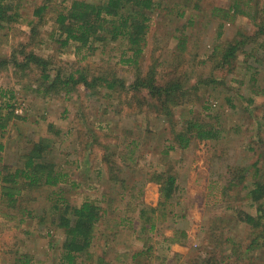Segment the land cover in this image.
I'll return each instance as SVG.
<instances>
[{
  "label": "rangeland",
  "instance_id": "374dc122",
  "mask_svg": "<svg viewBox=\"0 0 264 264\" xmlns=\"http://www.w3.org/2000/svg\"><path fill=\"white\" fill-rule=\"evenodd\" d=\"M16 1L17 9L13 6L10 12L16 14L0 29V55L10 58L0 70V112L9 117L0 136V264H60L64 234L51 207L62 198L75 205L89 199L101 207L91 257L79 264H264V248L249 250L238 263L229 262L250 237L251 229L238 225V209H254L243 198L245 188H223L227 177L239 172L245 173L242 185L247 186L260 154L263 162L257 166L264 171V60L255 63L259 70L252 89L257 95L250 94L255 102L246 101L243 53L233 70L213 67L209 60L217 42L239 31L252 34L251 19L232 12L224 19L222 13L212 15L214 7L227 9L233 0H156L141 68L152 63L159 77L184 72L190 83L196 77L217 78L213 88L201 85V97L193 106L200 109L207 96L216 97L211 99L214 109L221 104L231 114L227 126L235 129L221 140L193 139L187 148L163 152L172 143L169 128L155 118L147 126L144 114L134 113L136 108L128 106L123 95L104 87L91 94L81 83L70 92H45L38 67L20 68L11 59L21 61L32 51L48 60L51 76L58 69L69 73L79 68L115 73L128 82L134 68L123 61L131 53L126 41L94 42L93 52L82 49L77 55L73 46L57 42L56 15L70 0ZM39 5L42 11L34 14ZM179 37L185 42L182 50L177 49ZM238 85L239 97L234 92ZM240 100H245L246 113ZM123 136L124 141L136 137L131 159H122L116 151ZM34 144L42 145L47 162L67 171L63 182L30 185L22 175L15 177V184L8 182ZM169 172L176 176V189L164 200L159 184L147 179ZM11 188L14 202L3 194ZM227 237L232 242L225 241Z\"/></svg>",
  "mask_w": 264,
  "mask_h": 264
},
{
  "label": "trees",
  "instance_id": "16d2710c",
  "mask_svg": "<svg viewBox=\"0 0 264 264\" xmlns=\"http://www.w3.org/2000/svg\"><path fill=\"white\" fill-rule=\"evenodd\" d=\"M156 3V0H70L64 9L56 15L55 21L59 31L57 42L62 47L73 46L77 55L82 49H87L89 53L93 52L96 48L95 45L93 46L94 42L125 40L131 53L126 55L123 61L134 68L133 77L128 82L115 73H85L81 72L79 68L69 73H61L58 69L51 76L47 70L48 60L32 51L25 53L21 61L12 57V62L20 68H27L30 64L38 67L42 72L40 75L42 81L47 85L45 92L51 89L70 92L72 88L81 83L91 91V94L104 87L123 95L128 106L136 108V110H132L134 113L142 112L144 114L147 126L150 123V118H155L159 123H165L169 128L172 143L166 146L167 148L163 152H168L176 147L187 148L193 139L221 140L229 132L235 131L234 127L227 126L231 114L226 112L221 104L214 109L215 104L212 101L216 97L207 96L201 103L200 109L193 106L201 97L198 95L201 85L210 84L213 88L219 83L217 78L196 77L190 83L189 76L184 72L176 74L168 71L165 76L159 77L152 63L144 70L140 66L151 12ZM17 4L16 0H0V29L7 21L12 20L16 11L12 14L10 12L13 6L17 9ZM42 9L43 7L39 5L34 8L33 12L39 14ZM213 10L212 15L222 13L221 19L232 12L235 15L248 16L255 24L252 34L239 31L234 37L214 44L209 56L213 67L216 66L218 69L227 67L228 70H233L238 55L243 53L246 61H244L241 80L243 84L248 81L246 101H254L250 94L257 95V92L252 89L253 81L257 80L259 70L255 63L259 65L264 60V0L260 2L258 0H233L227 9L214 7ZM222 27L223 22L221 21L217 25L218 37L222 32ZM184 47V39L179 37L177 49L182 50ZM247 59L252 61L246 63ZM9 62L10 58L0 55V70L5 68ZM248 74L249 78L245 79ZM238 90L239 85L234 91L237 97L240 95ZM225 91H228V87ZM244 101L240 100V103L244 105ZM261 103L260 109L263 112L261 119L264 120V99L261 100ZM245 106L246 104L243 113H246ZM8 118L7 115L0 112V136L4 133ZM50 126L48 125V128ZM124 139L125 136L117 144L116 151L122 159H131L132 153L137 148L136 137H126L128 141H124ZM41 146L37 147V144H34L27 151L23 166L15 169L8 182L15 184V177L18 175H22L30 185L43 183L56 186L65 180L68 175L67 171L58 168L54 163L47 162L44 157L45 151L44 155L41 154L43 149ZM2 148L3 144L0 143V150ZM260 157L261 154L255 161V167L252 166L253 171L249 177L251 181L247 186L242 185L245 173L240 172V174L233 173L228 176V183L223 186L225 190L231 189L233 186L245 188L243 198L248 201L249 207L254 209V213L238 209V225L251 229L250 237L241 253L235 248V258L229 262L238 263L236 260H243L249 250L264 248V171L257 166L259 161L263 162ZM104 158L107 160L108 156H104ZM155 174L147 180H154L159 184L160 198L170 199L176 189V176L171 172ZM3 194L9 197L10 202L15 201L13 188L3 191ZM51 208L55 218L54 222L64 234L59 247L60 264H79L88 260L91 257V247L96 237V224L101 218V207L89 199L75 205L62 198L55 199ZM151 210L153 211L154 208ZM150 227L152 228L153 225ZM182 234L184 233L182 232ZM170 239L176 241L174 237ZM226 239L228 237L224 240L226 241Z\"/></svg>",
  "mask_w": 264,
  "mask_h": 264
}]
</instances>
